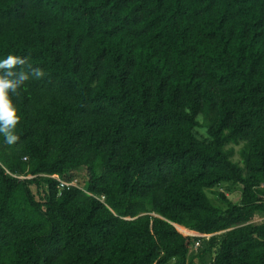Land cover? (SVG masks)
Listing matches in <instances>:
<instances>
[{
  "label": "trees",
  "instance_id": "16d2710c",
  "mask_svg": "<svg viewBox=\"0 0 264 264\" xmlns=\"http://www.w3.org/2000/svg\"><path fill=\"white\" fill-rule=\"evenodd\" d=\"M9 54L43 75L9 93L0 264H264V0H0Z\"/></svg>",
  "mask_w": 264,
  "mask_h": 264
},
{
  "label": "clouds",
  "instance_id": "9594fccd",
  "mask_svg": "<svg viewBox=\"0 0 264 264\" xmlns=\"http://www.w3.org/2000/svg\"><path fill=\"white\" fill-rule=\"evenodd\" d=\"M26 61L27 58L12 54L0 59V70H3L0 71V135H3L8 144H13L18 140L14 130L19 122L17 109L14 107L9 93H14L30 78V75L36 78L43 75L41 69H31L30 66V72L14 71L16 66H24Z\"/></svg>",
  "mask_w": 264,
  "mask_h": 264
},
{
  "label": "rangeland",
  "instance_id": "374dc122",
  "mask_svg": "<svg viewBox=\"0 0 264 264\" xmlns=\"http://www.w3.org/2000/svg\"><path fill=\"white\" fill-rule=\"evenodd\" d=\"M199 135H203V131L202 130H198ZM76 176V178L79 179V181L83 182L85 181V172L83 170L77 171L74 174ZM221 192H223L227 197H229L230 199H232L234 202H237L239 200V192L236 190V188H232L230 186H223L222 188H220ZM261 219L256 218V222H260ZM183 235H187V236H197V235H193L191 233H184L181 232Z\"/></svg>",
  "mask_w": 264,
  "mask_h": 264
},
{
  "label": "built area",
  "instance_id": "2783aa9c",
  "mask_svg": "<svg viewBox=\"0 0 264 264\" xmlns=\"http://www.w3.org/2000/svg\"><path fill=\"white\" fill-rule=\"evenodd\" d=\"M69 185H70V184L61 183V186H65V187L67 186V187H68ZM73 185H74V184H73Z\"/></svg>",
  "mask_w": 264,
  "mask_h": 264
},
{
  "label": "water",
  "instance_id": "95a60500",
  "mask_svg": "<svg viewBox=\"0 0 264 264\" xmlns=\"http://www.w3.org/2000/svg\"><path fill=\"white\" fill-rule=\"evenodd\" d=\"M178 228H180V227H177V226H176V229H177V230H178ZM178 231H179V230H178ZM179 232H180V231H179ZM188 232H189V231H188ZM180 233H181V232H180ZM190 233L192 234V232H190ZM181 234H182V233H181ZM194 235H197V234L194 233ZM185 236H187V235H185Z\"/></svg>",
  "mask_w": 264,
  "mask_h": 264
}]
</instances>
